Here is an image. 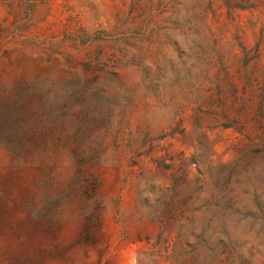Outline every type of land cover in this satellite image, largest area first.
I'll return each instance as SVG.
<instances>
[{"label":"rangeland","instance_id":"1","mask_svg":"<svg viewBox=\"0 0 264 264\" xmlns=\"http://www.w3.org/2000/svg\"><path fill=\"white\" fill-rule=\"evenodd\" d=\"M0 264H264V0H0Z\"/></svg>","mask_w":264,"mask_h":264}]
</instances>
